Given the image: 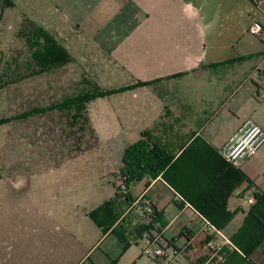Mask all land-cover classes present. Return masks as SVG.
I'll use <instances>...</instances> for the list:
<instances>
[{
    "label": "crops",
    "instance_id": "0c3cea01",
    "mask_svg": "<svg viewBox=\"0 0 264 264\" xmlns=\"http://www.w3.org/2000/svg\"><path fill=\"white\" fill-rule=\"evenodd\" d=\"M10 1L13 8L4 12L2 21L11 18L20 21L21 16L25 15L38 26L57 34V40L72 58L71 63L57 70H82L81 82H86L87 88L60 103L94 89H126L110 96L111 103L114 101L115 105L118 104L116 112L126 113L129 122L137 123L138 133L149 132L153 140L169 150L175 158L196 139L204 140L220 155L228 140L248 121L264 129V1ZM255 24L262 28L259 36L249 34ZM231 61L235 63L228 64ZM80 62L84 67L79 65ZM119 81L125 83L111 88L103 87L101 83ZM151 82H156L155 86L140 85ZM91 104L88 106V117L90 124H93ZM53 105L56 104L44 108ZM40 108L33 107L29 111ZM227 109L241 115L242 119L222 141L216 143L212 136L206 134V130L219 112ZM205 160L192 153L183 164L188 168L186 178L192 195L198 193V184H207L208 180L211 185L209 192L219 190L215 175L209 172L204 175L196 166L198 161ZM240 169L252 185L241 186L228 199L229 210L235 215L221 233L229 242L250 210L251 205L248 204L246 209L244 202L253 197L254 192L264 193V146ZM138 184H144V188L135 194L134 187ZM138 184L130 188L132 199L136 201L142 195L148 196L164 223L162 226L156 222L155 227L165 230L167 237H175L174 230L187 220L185 214L180 215L182 204H178L181 198L161 178L144 179ZM167 193L173 194L174 201L171 206L161 209L160 203ZM129 209L119 221L128 215ZM188 213L190 215L187 216L192 215V211ZM181 218V222H178ZM201 223L197 220L195 234H191L180 264H185L188 256L195 255L197 260L200 256H208L207 243L212 237L201 235L198 228ZM108 235L112 233L109 231L104 237ZM63 239L67 245L68 236L64 235ZM114 239L111 244L113 253L105 254L89 264H110L117 258L122 248L115 236ZM40 241L37 234L0 235V264H68V251H61L58 255L50 249V244L47 247L46 243H38ZM20 242L25 243L21 245ZM141 244L145 247L146 242L141 241L135 246ZM224 249L227 259L232 247L227 245ZM91 250L85 255L84 252L80 253L71 264L87 262ZM251 261L264 264V241L252 253Z\"/></svg>",
    "mask_w": 264,
    "mask_h": 264
},
{
    "label": "rangeland",
    "instance_id": "374dc122",
    "mask_svg": "<svg viewBox=\"0 0 264 264\" xmlns=\"http://www.w3.org/2000/svg\"><path fill=\"white\" fill-rule=\"evenodd\" d=\"M28 22L31 20L23 15L20 21L11 18L0 23V76L19 72V65L29 61L30 51L21 36ZM81 78V69L56 70L0 92V235L37 234L41 238L38 243L50 244L56 254L68 251V264L93 247L84 264L113 253L114 235L104 237L92 216L97 217L98 210L114 198L125 150L142 135L137 123L126 119V113L116 112L118 104L111 103V97L92 102L93 124L83 116L72 123L71 114L60 108L30 113L33 107L59 104L82 92L87 86ZM101 83L111 88L125 82ZM240 119L241 115L229 109L220 111L206 134L218 143ZM143 188L144 184H138L133 192ZM173 201V194L167 193L161 209ZM244 205L248 209L246 201ZM64 235L69 239L67 245ZM143 249L144 244L133 245L110 264H157L143 255ZM199 258L188 256L185 264L206 261Z\"/></svg>",
    "mask_w": 264,
    "mask_h": 264
},
{
    "label": "trees",
    "instance_id": "16d2710c",
    "mask_svg": "<svg viewBox=\"0 0 264 264\" xmlns=\"http://www.w3.org/2000/svg\"><path fill=\"white\" fill-rule=\"evenodd\" d=\"M10 8H13V3L10 0H0V23L4 12ZM28 23L23 27L21 36L26 40L30 59L28 62H24L23 66L19 65V72L11 75L3 74L0 77V91L30 78L56 71L72 62L71 56L54 34L32 21ZM233 63L235 62H228V64ZM155 84L156 82H151L140 85L155 86ZM125 90L100 91L94 89L63 103L45 109L31 110L30 113L48 112L60 108L71 114L72 123L82 116L85 122H89L88 106L92 102ZM73 112L74 114H72ZM192 153L196 154L199 159H206L205 162L198 161L196 166L204 175L208 172L215 175L216 184H219L217 192H209L211 185L208 180L207 184H198V193L192 195L190 184L186 178L188 168L183 165ZM206 153L209 155L207 156ZM120 175L125 178L126 189L121 191L115 188V197L101 207L97 212V217L92 216V220L105 233L110 231V234L112 233L117 238L122 252L127 251L132 245H139V242L144 241L143 232L160 233L162 230L155 227L156 222H160L164 226V223L161 222V214L148 196L144 195L143 202L134 206L135 201L130 195V188L144 179L161 178L175 191L177 197L181 198L178 205L181 202L189 203L202 219L218 231L225 230L235 215L229 210V197L241 186L252 185L251 180L240 168L229 163L222 152L218 155L204 140L196 139L178 158H175L169 150L157 144L149 132H144L138 142L126 148ZM253 197L255 204L251 205L239 231L230 238L232 252L229 253L223 264H254L251 261V255L264 241V193L254 192ZM144 202L152 204L153 214H148L145 211ZM127 209H129L128 215L119 221Z\"/></svg>",
    "mask_w": 264,
    "mask_h": 264
},
{
    "label": "built area",
    "instance_id": "2783aa9c",
    "mask_svg": "<svg viewBox=\"0 0 264 264\" xmlns=\"http://www.w3.org/2000/svg\"><path fill=\"white\" fill-rule=\"evenodd\" d=\"M256 2H262L264 0H255ZM262 32V28L255 24L250 30L249 34L252 36H259ZM264 146V129L258 124L248 121L245 125L234 134L226 143L222 150V154L225 159L233 166L241 168L244 163L253 158L260 149ZM118 187L116 188L124 191L125 178L120 174L117 178ZM144 195L140 196L135 202L134 206L143 202ZM247 203L253 205L255 203L254 197H249ZM144 209L148 214L154 213V208L150 202H144ZM182 209L180 215H184L187 220H183L185 223L181 224L179 229H175V237L165 234V230L159 232L145 231L142 234L143 240L146 245L143 249V255L151 257L155 262L159 264H180L184 249L187 247L191 234L194 233V229L197 227V220L202 223L199 225V231L203 236H211L212 240L207 243L208 256L206 261L202 264H223L226 260V253L224 251L225 246L231 245L230 242L222 235L221 231H218L206 222L202 217L192 208L189 203H182ZM192 211L191 216L188 212ZM182 218L178 222H181ZM142 221V220H141ZM187 221V222H186ZM195 222L196 224H194ZM175 227H177L175 225Z\"/></svg>",
    "mask_w": 264,
    "mask_h": 264
}]
</instances>
